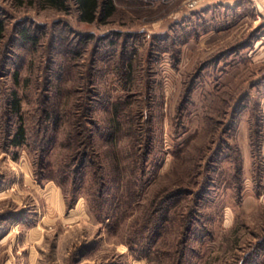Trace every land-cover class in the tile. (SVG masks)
<instances>
[{"label":"rangeland","instance_id":"1","mask_svg":"<svg viewBox=\"0 0 264 264\" xmlns=\"http://www.w3.org/2000/svg\"><path fill=\"white\" fill-rule=\"evenodd\" d=\"M104 1L0 0V264H264V0Z\"/></svg>","mask_w":264,"mask_h":264},{"label":"trees","instance_id":"2","mask_svg":"<svg viewBox=\"0 0 264 264\" xmlns=\"http://www.w3.org/2000/svg\"><path fill=\"white\" fill-rule=\"evenodd\" d=\"M55 1L57 3H60V0H55ZM49 2L55 3L54 0L53 1L49 0ZM110 2H111V0H106L103 3V10H104L105 16L110 15L112 12L113 7L110 5ZM100 4H101L100 0H75V5H76L77 11H78L79 19L81 21L88 22V23L95 21V19L97 18V14L99 11ZM3 34H4V25H3L2 21L0 20V42L3 38ZM22 34L24 37H28V35L25 34L24 31H22ZM115 120L113 118V124L114 125L116 124V127L119 128V119L117 118ZM16 132L18 135V139H17V141H15V143L18 144L21 142V139L24 135V127H23L22 123H20L17 126ZM131 182H133V181H131ZM135 191L136 190L134 188L130 190V185L127 186V184H126L125 189L123 190V192H125L127 195L128 194L129 195L134 194ZM164 212L165 213L160 217V219L158 221L159 223L155 224V226L157 228L160 227V225L162 227L163 221H165L167 219V213H166V211H164Z\"/></svg>","mask_w":264,"mask_h":264}]
</instances>
